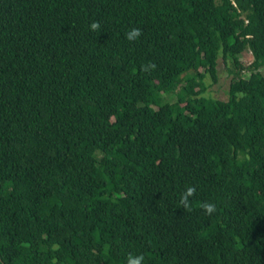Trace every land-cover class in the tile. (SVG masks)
I'll return each instance as SVG.
<instances>
[{
	"label": "trees",
	"instance_id": "trees-1",
	"mask_svg": "<svg viewBox=\"0 0 264 264\" xmlns=\"http://www.w3.org/2000/svg\"><path fill=\"white\" fill-rule=\"evenodd\" d=\"M235 1L0 0V264H264V0Z\"/></svg>",
	"mask_w": 264,
	"mask_h": 264
},
{
	"label": "rangeland",
	"instance_id": "rangeland-1",
	"mask_svg": "<svg viewBox=\"0 0 264 264\" xmlns=\"http://www.w3.org/2000/svg\"><path fill=\"white\" fill-rule=\"evenodd\" d=\"M242 67L244 69L243 74H246V67L252 62V58L248 51L242 53ZM230 64L224 62L221 56L217 60V81L216 83H211L210 77L204 79V83L207 85V95L217 101L218 104H224L227 100V90L229 83L231 81V76L228 75L227 69H229ZM262 74H264V67L260 68ZM176 91L173 93H167L162 95V100L165 102L172 103L176 100Z\"/></svg>",
	"mask_w": 264,
	"mask_h": 264
},
{
	"label": "clouds",
	"instance_id": "clouds-1",
	"mask_svg": "<svg viewBox=\"0 0 264 264\" xmlns=\"http://www.w3.org/2000/svg\"><path fill=\"white\" fill-rule=\"evenodd\" d=\"M247 22V21H246ZM89 31L98 32L100 30V23L98 21H93L89 26ZM142 35V31L139 28H131L125 33V39L129 42L137 41ZM155 65L149 63L148 65H142L141 71H148L149 69H154ZM196 192L195 187L188 186L185 191L181 194L179 203L182 208L186 211H191V198L194 197ZM200 208L203 210L205 215H211L216 211L214 203L203 202L200 204ZM145 257L143 255H132L129 254L126 258V264H144Z\"/></svg>",
	"mask_w": 264,
	"mask_h": 264
},
{
	"label": "built area",
	"instance_id": "built-area-1",
	"mask_svg": "<svg viewBox=\"0 0 264 264\" xmlns=\"http://www.w3.org/2000/svg\"><path fill=\"white\" fill-rule=\"evenodd\" d=\"M228 2L230 3V5L232 6V8L237 12L240 13V10L238 9L237 3L235 0H228Z\"/></svg>",
	"mask_w": 264,
	"mask_h": 264
}]
</instances>
